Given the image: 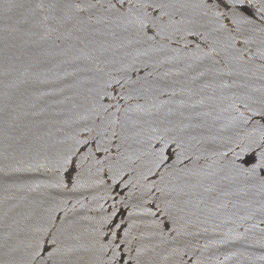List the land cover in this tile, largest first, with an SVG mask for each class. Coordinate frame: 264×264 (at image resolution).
<instances>
[{
	"label": "water",
	"instance_id": "95a60500",
	"mask_svg": "<svg viewBox=\"0 0 264 264\" xmlns=\"http://www.w3.org/2000/svg\"><path fill=\"white\" fill-rule=\"evenodd\" d=\"M0 264H264V0H0Z\"/></svg>",
	"mask_w": 264,
	"mask_h": 264
}]
</instances>
